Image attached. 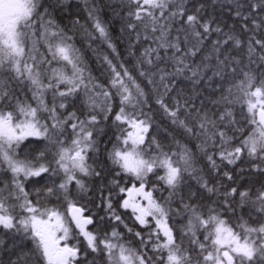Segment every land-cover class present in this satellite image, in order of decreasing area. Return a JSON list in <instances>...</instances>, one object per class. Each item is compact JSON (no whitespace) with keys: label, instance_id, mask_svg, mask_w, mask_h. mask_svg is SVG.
Here are the masks:
<instances>
[{"label":"snow or ice","instance_id":"obj_1","mask_svg":"<svg viewBox=\"0 0 264 264\" xmlns=\"http://www.w3.org/2000/svg\"><path fill=\"white\" fill-rule=\"evenodd\" d=\"M50 7L54 6L44 7L41 0H0V165H6L5 176L11 173L8 180H0V250L15 256L8 264H96L95 259L88 261L90 254L105 257V264H264V223L249 226L237 216L238 223L233 225L228 218L229 213L236 216L238 209L248 211L250 218L252 213L264 218V181L258 189L244 190L222 183L237 184L233 171L225 168L238 162H247L250 172L264 176V0H227L226 4L121 0L118 6L121 11L115 15L120 17V33L128 38L129 54L141 42L155 45L144 48L134 70L156 92L154 103L174 131L200 141L197 151L174 136L175 150L170 146L165 151V144L152 135L150 92L123 62L113 63L108 55L103 61L109 79L98 83L76 47L75 34L69 35L71 29L66 31L57 23ZM217 7H226L240 21L239 34L235 26L224 31L228 25L222 26L214 14ZM97 12L89 8L87 27L78 18L73 27L83 29L89 47L100 41L118 55L109 26ZM213 34L218 39L212 41L209 54L199 64L192 62ZM245 35L247 39H242ZM38 45L45 47L46 54L39 53ZM168 62L171 71L158 66ZM53 63L60 67H51ZM179 77L191 82V95L179 87ZM14 83L25 86L35 103L22 99ZM203 84L214 86L213 95L219 92L218 98L206 103L201 98ZM81 90L89 109L84 119L76 111H66L68 98ZM49 92L50 104L46 102ZM173 92L175 96L170 95ZM115 98L118 105L113 104ZM237 103L242 110L246 107V119L254 125L238 142L235 126L240 121L233 111ZM113 112L118 134L114 143L109 141L112 148L106 150V161L115 166L111 169L115 177L123 174L134 181L130 187L117 178L105 184L109 170L106 161L97 158L98 136L103 131L98 126ZM30 137L36 138L37 147L30 150L36 155L22 159L21 145ZM41 142H46L43 149ZM239 171L244 174L245 169ZM86 177L99 182L97 208L115 225L124 221L114 206L113 192L124 194L119 208L130 209L139 225L152 229L147 240L141 232L134 233L144 249L151 244L152 256L121 242L123 234L115 226L102 235L87 230L93 217L84 215L86 206L69 199L71 185L79 193L88 192ZM41 181L43 187L34 188V200L25 182ZM105 188L110 189L107 196ZM164 190L167 197L158 200L154 192ZM42 196L62 197L70 219L57 208L45 206ZM173 203L178 205L175 209ZM173 215L183 217L185 223L170 226ZM71 223L86 241L84 251L68 243Z\"/></svg>","mask_w":264,"mask_h":264},{"label":"trees","instance_id":"obj_2","mask_svg":"<svg viewBox=\"0 0 264 264\" xmlns=\"http://www.w3.org/2000/svg\"><path fill=\"white\" fill-rule=\"evenodd\" d=\"M193 2H195V0H193ZM241 2H243V0H241ZM41 3L44 5V7H49L50 5H53L54 7H50L49 10L53 12V16L57 21V23L61 27H64L66 31L71 29V31H69V35L75 34L76 47L80 49L84 63L87 65L88 70L91 72L92 76L95 78V80L98 83L106 84L109 79L107 65L103 61V57L105 55H108L110 59H113V63L123 62L125 66L128 67L130 71H132L133 75L137 76L138 82H141L142 87H145L146 92H150L152 96V98L148 101V104L151 107L150 115H152L154 120V128L152 130V135H156L157 139L161 140V142L165 144V151H168L170 146L172 147L173 150H175V145L171 144L173 136L175 137V139L180 140L181 144H186L193 151H197L196 146L200 143V141L191 137H181L179 132L174 131L175 126L170 125L169 119L163 114L161 110H159L158 106L154 103L156 92L153 91L152 86L147 85L146 81H144V78L139 77L137 72L134 70L137 60L140 57V54L144 50V48L154 47L155 45L151 43V41L141 42L134 49H132V52L134 54L132 55L129 54L128 38L125 34L120 33L119 31L121 26L120 17L115 15L116 12L121 11L120 7H118L121 3V0H83L82 3L80 0H41ZM219 3L226 4L227 0H219ZM89 8L98 9L97 14L102 20H104L108 24L110 33L114 38L113 42L116 43L117 45L118 55L112 53L111 50L108 49L107 46L101 43L100 41H96L95 43H92L91 46L89 47V42L87 41V39H85L83 35V29H81L79 26H76L75 28L73 27V22L77 18L79 19L81 25H85L87 27L85 22L88 20ZM214 14L221 21L222 26L228 25V27L224 28L225 32H228L230 27L235 26L236 34H239L240 21H238L237 18L232 16L230 13H228L226 7H217ZM177 27H179V25H177ZM175 35L176 33L173 32V36ZM216 39H218L217 35L213 34L212 36H210L205 41V45L203 46L202 51L198 53L197 56L192 57L191 61L196 64H199L200 61L203 59V57L209 54L212 46V41ZM242 39H247V35L242 37ZM161 54L162 55L164 54L163 50L161 51ZM169 55H171V52H169ZM158 66L166 68L168 71L172 70L171 62L161 63ZM207 74L211 75V71H209ZM177 79H178L179 87L183 89L186 94L191 95L192 94L191 82L183 79V77H179ZM225 87H227V85H225ZM200 91L202 92L201 98L204 99L206 103L210 99H217L219 96V92H216V94L213 95L214 86L213 88H208L206 84H203L200 88ZM170 95L175 96L176 93L173 92ZM166 102H170V101H168V99L166 98ZM118 103H119L118 98H115L113 100V104L118 105ZM209 107L212 108L210 104ZM75 108L78 107L72 106V109ZM115 110H118V108H116ZM213 110L219 111L222 109L213 108ZM144 111L146 112L149 111V107H145ZM233 111L236 119L240 121V123L235 126L236 129H239V131H235V136L238 142L240 139H243L251 132L254 125L249 123L248 119H246V117H248L249 115L247 113L246 107H244L242 110V106L239 103H237L234 105ZM113 115L114 112L110 114L109 120L102 121L101 124L98 126L99 128L103 129L102 133H100L98 136L99 147L101 148V152L97 154V158L100 160L106 161V150H110L112 148V143L115 142V136L118 134L116 127L112 124L111 117ZM45 118L47 117L45 116ZM165 134L168 135L167 139H164ZM229 135L232 136L233 132L229 131ZM35 141L36 138H28L26 140V146L29 147V150L37 147ZM109 141H112V143H110ZM44 143L45 142H41V144L39 145L41 149H43ZM31 144L34 146L33 148H31ZM21 148L23 149V147ZM35 155L36 154L32 155V159ZM49 159H51L50 156ZM89 163H93V161L89 160ZM198 166H203V165L201 164ZM105 167L109 170L107 173L106 180L104 181L105 184H107L108 181L112 180L113 178H117L120 180L122 186L127 187V184L133 181L130 177H127L123 174H121L120 177H115V173L111 171V169L115 168V166L111 165L110 161H106ZM240 168L245 169L244 174L240 173L239 171ZM229 169L233 171L234 177L237 180V184L233 185L231 184V182L223 181L222 183H224L226 187L240 186L241 190H244V188H253L254 186L256 189H258L260 187V182L264 181V176H260L248 170L249 165L247 164V162L245 163L238 162L237 165L235 166H227V168H225V170H229ZM116 171H119V169H116ZM205 171L207 170L205 169ZM10 176L11 175L8 176V179L10 178ZM54 179H56V182L59 183V179L57 178ZM84 179H85V183L88 186V192L86 194L79 193L75 185H71L70 191L73 193V195H71L69 199L76 202L77 205L86 206V215L87 216L91 215L93 217L94 223L92 225H89L88 231L97 232L102 235L104 232L110 233L112 227L115 226L117 227V230L123 234V240L121 242L126 243L127 246L133 249H141L142 251L146 250L148 255L152 256L153 253L151 251V244H148L147 249H144L139 242V238L135 237L134 235L135 232H141L144 235V239L147 240L148 239L147 234L152 229L139 225L138 222L135 221L131 211L119 208L118 203L120 200L124 198V194H120L119 196H116V193L113 192V195L115 196L113 203L114 206H116L117 208L118 214L121 215L124 224L127 225V228L132 229L131 233H129L127 228L124 227V224L115 225L114 222L113 223L109 222V219L105 211L102 208L100 209L97 208V205L101 203L99 199V195H100L99 182L92 177H86ZM152 182L155 183V178H152ZM43 183L44 182L41 181L40 184L33 185L29 182H25L26 190L29 191V193L31 194V198H33L34 200L36 199L34 188L43 187ZM189 183L195 186L194 180H189ZM160 186L162 187V185ZM109 190H110L109 188H105L103 195L107 196ZM223 190L224 189L222 188L221 191ZM167 195H168L167 190L154 192V196L158 200H160L162 197H167ZM40 199L45 203V206L55 207L59 211L66 214V209L68 205L63 200L62 197L60 199H57L55 196L53 197L42 196L40 197ZM213 199H215V197H213ZM177 206L178 205H176L175 203L171 205L173 209H175ZM101 216L105 217L104 221L99 220V217ZM237 216H242L243 220L247 221L249 226L255 227L258 226L260 223H264V218L257 217L255 213H252L250 218L248 211H243L240 209L237 210L236 216H232L231 213L228 214V218H230V223H232L233 225L238 223ZM183 223H185L183 217H178L173 215L172 218L169 219L170 226H174L178 228ZM2 234H3L2 230H0V235ZM4 238L10 240V237H4ZM68 243L70 245L78 244L82 251L86 249V241L84 240L83 236L79 235L78 231L75 228H72ZM27 246L30 248L31 244L28 243ZM157 255H159V253H157ZM10 258L15 259V256H11L10 252H5L3 250H0V262H3V264H8ZM93 259H95L96 264H105V260H106L105 257H101L99 254H90L88 256V261H92Z\"/></svg>","mask_w":264,"mask_h":264},{"label":"rangeland","instance_id":"obj_3","mask_svg":"<svg viewBox=\"0 0 264 264\" xmlns=\"http://www.w3.org/2000/svg\"><path fill=\"white\" fill-rule=\"evenodd\" d=\"M81 3L83 2V0H80ZM29 47H31V44H29ZM38 51L39 53H45V47L38 45ZM35 54V53H33ZM51 67H60V65L53 63V65H51ZM12 87L16 88L18 90V94L21 95V98H25L27 97L28 100L30 102H32L33 104L35 103L34 101H31V95L32 93L23 85H19V84H13ZM66 86H62L61 89L63 90ZM51 99H52V94L51 92L46 94V102H48L49 104L51 103ZM87 98L85 97L83 90H81L76 96L74 97H69L68 98V102L70 104V106L68 107V109L66 110L67 112H71V111H76L77 115L80 116L81 119L85 118L86 113L89 111L87 104H86ZM59 99L57 100V103H59ZM72 106H76L78 108L72 109ZM61 112H64L65 110H60ZM66 114V112H65ZM42 119H46L45 117H42ZM46 143V142H45ZM21 147H23V151L20 153V158H27L29 160L32 159V155H34V152H31L29 150V147L26 146V141H24V143L21 145ZM34 146L31 144V148H33ZM49 150L51 152H54L55 149H51V147L49 146ZM22 155V157H21ZM5 170H6V165H0V180H7L8 176L11 175V173H8L7 176H5ZM134 181L130 182L129 184H127V187H130L131 184ZM130 210V209H129ZM131 211V210H130ZM61 212V211H60ZM67 212V209H66ZM63 213V212H61ZM132 213V212H131ZM153 226H154V222H153ZM69 227L71 228L72 231V226L71 224H69ZM89 225L87 226V230H88ZM79 233V230L76 229Z\"/></svg>","mask_w":264,"mask_h":264},{"label":"bare ground","instance_id":"obj_4","mask_svg":"<svg viewBox=\"0 0 264 264\" xmlns=\"http://www.w3.org/2000/svg\"><path fill=\"white\" fill-rule=\"evenodd\" d=\"M86 212V211H85Z\"/></svg>","mask_w":264,"mask_h":264}]
</instances>
